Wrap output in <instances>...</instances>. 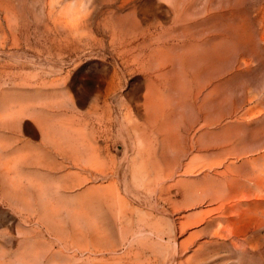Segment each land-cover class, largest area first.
Here are the masks:
<instances>
[{"label": "rangeland", "instance_id": "obj_1", "mask_svg": "<svg viewBox=\"0 0 264 264\" xmlns=\"http://www.w3.org/2000/svg\"><path fill=\"white\" fill-rule=\"evenodd\" d=\"M0 0V264H264V0Z\"/></svg>", "mask_w": 264, "mask_h": 264}, {"label": "clouds", "instance_id": "obj_2", "mask_svg": "<svg viewBox=\"0 0 264 264\" xmlns=\"http://www.w3.org/2000/svg\"><path fill=\"white\" fill-rule=\"evenodd\" d=\"M167 7H171L173 0H159ZM95 0H77V13L75 16V21L83 25L87 22L88 18L92 15L94 11Z\"/></svg>", "mask_w": 264, "mask_h": 264}]
</instances>
